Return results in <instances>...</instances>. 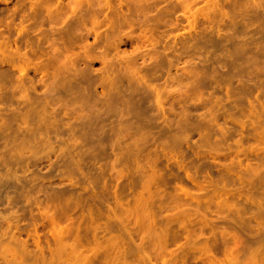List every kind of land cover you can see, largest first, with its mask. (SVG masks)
<instances>
[{
    "label": "rangeland",
    "instance_id": "1",
    "mask_svg": "<svg viewBox=\"0 0 264 264\" xmlns=\"http://www.w3.org/2000/svg\"><path fill=\"white\" fill-rule=\"evenodd\" d=\"M0 229L64 264H264V0H0Z\"/></svg>",
    "mask_w": 264,
    "mask_h": 264
},
{
    "label": "bare ground",
    "instance_id": "2",
    "mask_svg": "<svg viewBox=\"0 0 264 264\" xmlns=\"http://www.w3.org/2000/svg\"><path fill=\"white\" fill-rule=\"evenodd\" d=\"M46 215H47V214H46ZM46 215H44V216H45L44 218L49 220V218L46 217ZM17 217H18V216H17ZM17 217L15 216V218H17ZM4 218H6V217H3V219H4ZM6 219H7V218H6ZM46 221H47V220H46ZM17 222H18V221H17ZM16 224H17V223H16ZM18 226H19V225H18ZM18 226H17V228H18ZM3 229H4V228H3ZM3 229H2V230H3ZM0 230H1V229H0ZM2 230H1V232H0V244L2 243L3 239H7L8 241H9V240H11V241H16V240H17V239L14 237V235H10V234H8V235H10V236H7V230H3V231H2ZM17 230H18V229H17ZM19 232H21V231H19ZM19 232H18V233H19ZM35 232H36V231H34V233H35ZM20 235H21V234H20ZM27 235H28V234H27ZM37 235H38V234H36V236H37ZM61 235H62V234H61ZM34 236H35V235H34ZM34 236H33V238H34ZM56 236H59V233H56ZM35 238H36V237H35ZM35 238H34V240H37V239L39 240L38 236H37V239H35ZM57 238H58V237H57ZM59 238H60V236H59ZM60 239H62V237H61ZM38 240H37V241H38ZM23 241H24V240H23ZM24 242H25V241H24ZM3 243H7V242H3ZM3 243H2V244H3ZM21 243H22V242H21ZM9 244H11V243H8L6 246H4L5 244L0 246V255H1L0 257H1V259H2L1 261H3V262H2L3 264H27V263L24 262L25 257H26V260L28 259L27 255L30 256L32 260H34V261L31 262L30 264H37L38 262H39L38 264H52V263L49 261L50 259H48V255H50V256H49V258H50L51 256L54 255V253H52V255H51V252H47L48 254H47L46 252H43V247H41V248H42V249H41V248H40V245H38V244H36V248H37V250H38V253H37V251H36V253L38 254V257H37L38 259H33V258H32V257H33L32 255H29V253H26V249H27V248L25 249L23 246H21V247L18 246V248H19V250H18V249L16 248V246L14 247V246H11V245H9ZM16 244H17V243H16ZM25 246L27 247V243H26ZM36 248H35V250H36ZM71 248H73V249H72V253L74 254L75 261H76V262H74L73 264H83V263H81V262L79 261V257H78V255L80 256V254H77L78 251L80 252V250H77L79 247L77 248L76 246H74V247L71 246V247H70V251H71ZM29 250H30V249H28L27 251H29ZM30 251H31V250H30ZM44 251H45V250H44ZM47 251H48V250H47ZM79 252H78V253H79ZM36 253H35V254L32 253V254L34 255L35 258H36L35 255H37ZM45 253L47 254V257L44 256V255H46ZM49 253H50V254H49ZM30 254H31V253H30ZM59 254H60V252H59ZM60 255L62 256V254H60ZM65 255H67V254H65ZM67 256H68V255H67ZM67 256H65V257H67ZM22 257H23V258H22ZM44 257H45V259H47V262L49 261L48 263H45V262H44ZM68 257H69V256H68ZM68 257H67V258H68ZM103 257L105 258V256H103ZM58 258H60V256L57 255V256L55 257V255H54V258H52V259H54L53 261H57V260H58V261H57V264H61V263L64 264V261L62 260L61 262H59V259H58ZM71 258H72V256H71ZM71 258H70V259H71ZM31 259H30V260H31ZM52 259H51V260H52ZM61 259H62V258H61ZM70 259H69V260H70ZM30 260L28 259L27 262H28V261L30 262ZM32 260H31V261H32ZM36 260H37V263L35 262ZM69 260H68V261H69ZM72 260H73V259H71L70 261L73 262ZM81 260H82V258H81ZM58 262H59V263H58ZM2 263H1V264H2ZM84 263H85V262H84ZM28 264H29V263H28ZM53 264H54V263H53ZM87 264H92V263H91V261H90V263H87ZM122 264H123V263H122Z\"/></svg>",
    "mask_w": 264,
    "mask_h": 264
}]
</instances>
